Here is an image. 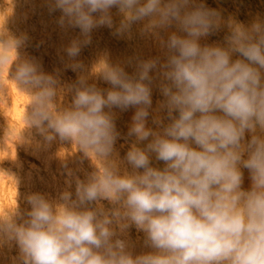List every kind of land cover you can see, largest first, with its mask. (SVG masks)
I'll return each instance as SVG.
<instances>
[{
    "label": "clouds",
    "instance_id": "9594fccd",
    "mask_svg": "<svg viewBox=\"0 0 264 264\" xmlns=\"http://www.w3.org/2000/svg\"><path fill=\"white\" fill-rule=\"evenodd\" d=\"M44 2L49 14L60 12L62 31L79 29L62 57L77 79L65 84L60 70L45 72L22 51L27 34L10 31L7 18L0 31V105L7 69L27 97L16 147L39 148L37 135L45 145H75L72 155L92 170L81 179L59 156L65 189L56 198L27 194L26 207L19 178L9 172L17 197L0 212V249L16 246L14 264H264V17L247 24L225 19L204 0ZM134 25L155 39L163 58H130L132 73L107 53L91 69L78 59L95 29L130 37ZM222 28V43H201ZM154 83L163 97L155 109ZM130 108L127 136L135 139L121 159L113 109ZM7 127L0 123V141ZM133 226L147 251L134 252Z\"/></svg>",
    "mask_w": 264,
    "mask_h": 264
},
{
    "label": "rangeland",
    "instance_id": "374dc122",
    "mask_svg": "<svg viewBox=\"0 0 264 264\" xmlns=\"http://www.w3.org/2000/svg\"><path fill=\"white\" fill-rule=\"evenodd\" d=\"M204 3L209 8L218 10L223 18L227 19L232 15V17L245 24H247L249 20L253 19L257 15L264 17V0H204ZM33 7V0H0V10L4 11L10 16H15L18 11H21L20 16L17 20H10L8 18L7 27L10 31L17 35L21 33L27 34V36L29 37V41L27 46L25 47L27 48L26 54L34 58L39 57L41 60L42 68L47 73L55 74L57 70H60V79L62 83L66 84V82L68 81V83L75 82L78 73L73 72L71 69H65L64 63L61 60L62 57L66 56V54L59 55V51L53 43H49L45 46V48H42V41H39L42 39L40 36H36L37 34L34 31L35 26L40 24L39 17L36 13L34 15L30 14ZM41 10H43V8H41ZM59 13L60 12L57 11L51 14L52 18L55 19V21L59 17ZM115 19L118 21V18ZM5 22L6 20L0 23V31L4 29ZM139 27V25L133 26L132 34L130 37L127 35H114L113 30L108 29L107 27H100L95 29L91 34V44L82 49L78 59L81 60L83 64H86V69H90L93 66L91 62L94 52H97V55L94 57V62L97 61L99 56L107 53L108 57H110L109 60L111 63H120L125 66V70L127 72L132 73L134 71L133 66L126 63L130 58L139 57L141 59H148L156 56H161L163 58V53L155 39L149 36H142L140 34ZM78 35L79 29L72 30L71 34L69 35L70 38L67 37L66 39L67 44L71 39L77 37ZM225 35L226 29L222 28L221 30L209 35L210 41L213 43H222ZM97 48L99 49V51ZM102 63L103 62L101 61L100 64L95 66L93 71L99 72L103 68ZM5 81L6 85H8L9 81L7 79H5ZM94 82L100 88L109 87V85L103 80L96 79ZM64 99L71 100V96L68 95L64 97ZM162 99L163 97L160 94L158 87H156L154 83L152 92L153 109ZM23 103L24 102L21 101V106H26L27 102H25L24 104ZM113 111L116 113L115 123L117 130L121 133V137L119 139L128 137L127 133L132 122V116L135 109L130 108L127 111L113 109ZM2 122H5V117L3 115H0V123ZM151 125V118H149V126ZM40 138L41 137H39L38 135L35 136L36 140H39ZM128 138L131 139V141L125 147H121L116 142L117 145H115V148L119 153L121 159H123L126 152L128 151V148L135 139L134 137ZM17 139L18 137L16 135V132H13L7 128L3 133L2 141H0V212L11 209L16 204V182L14 177L9 172L15 174V176L19 178L21 206L26 207L24 203V197L27 194H30L32 192H41L48 194L51 198H56L59 192L65 189V181L66 179H68V177L67 170L63 166L61 160V158L65 157V155L67 168L73 170L75 174L81 179L84 178L86 172H90L92 170L90 162L88 160H84L81 163L78 159V153L76 155H72L76 151L75 145H73L72 147L68 144L61 145L58 141V150L56 151L57 158H55L52 163L48 164L49 162H47V160L41 154H39L37 150L34 149V145L16 147L15 141ZM6 149L7 152L5 153ZM12 155L17 157V163H19L20 161L21 163H24L25 167H18L16 162L12 161ZM153 164L154 166L158 167L163 166L162 162H157L155 160H153ZM50 165H53L57 168L54 173L50 171ZM39 171L41 172V175L36 174ZM243 171V187L245 189H248L251 185V180L249 178L248 171L246 169H244ZM104 204L105 206H107V202H104ZM128 237L134 245V252L139 253L141 251H147V249L143 247V233L138 232L134 226L128 230ZM17 255L18 250L14 244L11 248H8V246L6 245L3 249H0V264H14V258L17 257Z\"/></svg>",
    "mask_w": 264,
    "mask_h": 264
},
{
    "label": "bare ground",
    "instance_id": "6f19581e",
    "mask_svg": "<svg viewBox=\"0 0 264 264\" xmlns=\"http://www.w3.org/2000/svg\"><path fill=\"white\" fill-rule=\"evenodd\" d=\"M33 9L31 10V15H34L35 13L38 15L39 17V25H36L34 28L35 33L37 34L36 36H40L42 40H39L40 42L42 41V48H45L46 45H48L49 43H53L57 50L59 51V55L61 54H65L63 49L67 46V42L66 39L67 37L70 38V34L72 32L71 29L67 32L62 31L59 26L57 25L55 19L52 18V15L49 14L47 6L44 2V0H33ZM18 7V6H17ZM24 8V7H23ZM41 8H43V10H41ZM25 9V8H24ZM6 10V9H5ZM28 10V9H27ZM9 11V10H8ZM12 12V11H11ZM10 12V13H11ZM20 12L18 11V13L15 16H10L9 14L5 13L4 11L0 10V23L5 21L7 18H9L10 20H17L18 17L20 16ZM24 13V12H23ZM114 13V17L118 18L117 16H115V10H113ZM12 14V13H11ZM22 14V13H21ZM30 15V16H31ZM56 15V14H55ZM60 15V13L58 14ZM225 15V14H224ZM230 15V14H229ZM228 15V16H229ZM29 16V17H30ZM232 16V15H231ZM32 17V16H31ZM223 17V16H222ZM251 18V17H250ZM249 20V19H248ZM247 20V21H248ZM252 20V19H251ZM251 20H249V22H251ZM18 22V21H17ZM248 22V23H249ZM19 24V23H18ZM140 26V25H139ZM140 28V27H139ZM174 30V29H173ZM76 31V30H75ZM69 41V40H68ZM39 42V43H40ZM201 43H213L210 41V36L206 37V38H202ZM37 46V45H36ZM41 48V49H42ZM26 49L24 48L22 51L26 54ZM98 49V48H97ZM102 50V49H101ZM99 51V49H98ZM108 51V50H107ZM97 55V52L93 54V58H92V62L91 64L93 65L94 62V57ZM66 59V56L64 57ZM110 59V57H108ZM40 63L41 60L40 58H36ZM58 59V58H57ZM62 60V59H61ZM60 61V60H59ZM87 62V61H86ZM103 64V63H102ZM86 65V64H84ZM104 66V65H103ZM56 69V68H55ZM91 69V68H90ZM56 71V70H55ZM64 71V70H63ZM53 72V71H52ZM64 73V72H63ZM8 76V72L7 69H5V71L3 72V82H4V86L7 89L6 92V96H5V103H3L2 105H0V115H3L5 117V122L7 124V128L10 129L13 132H16V130L18 128L23 127V121H22V115L23 112L25 110V106H21V101H23L24 103L27 102V97L24 96L22 93L18 92L15 84L13 82H11L10 80L7 79ZM61 78V77H60ZM5 79H7L9 81V84L6 85V81ZM68 80V79H67ZM69 82V81H68ZM66 82V84L68 83ZM71 100L69 99H64V103H69ZM23 103V104H24ZM157 106L154 107V109ZM150 127H154V125H151ZM41 142V145L39 148H37L35 146V150H37V152L39 154H41L46 160L47 162H49L48 164L52 163L56 157V151L58 150V141H53L50 145H45L42 141V138H40L39 140ZM131 141V139H129L128 137H123L121 139L117 140L118 145H120L121 147H125L129 142ZM133 141V140H132ZM117 145V144H116ZM0 151H1V146H0ZM7 152V149L5 150V153ZM12 161L16 162V164L18 165V167L20 166H24V163H21L19 161V163H17V157H15L14 155H12ZM25 167V166H24ZM34 167V166H33ZM50 171L52 173H54L57 168L53 165H50ZM39 173V174H38ZM37 175H41V172H37ZM48 174V172H47ZM33 175V174H32ZM55 175V174H54ZM34 176V175H33ZM29 180V179H28ZM56 186V185H55ZM59 187V186H58ZM59 189V188H58ZM9 203V202H8ZM1 205V204H0ZM9 248V247H8ZM7 251V250H6ZM2 252V251H1ZM9 254V253H8Z\"/></svg>",
    "mask_w": 264,
    "mask_h": 264
}]
</instances>
